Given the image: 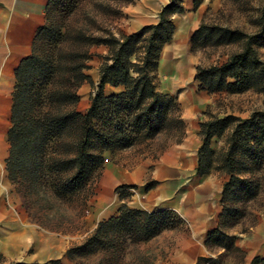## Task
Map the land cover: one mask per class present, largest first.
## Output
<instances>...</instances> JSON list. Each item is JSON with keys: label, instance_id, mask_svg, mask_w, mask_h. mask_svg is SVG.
<instances>
[{"label": "trees", "instance_id": "trees-1", "mask_svg": "<svg viewBox=\"0 0 264 264\" xmlns=\"http://www.w3.org/2000/svg\"><path fill=\"white\" fill-rule=\"evenodd\" d=\"M132 1L49 0L46 24L37 31L31 54L15 69L7 179L30 220L51 231H76L73 227L86 217L96 196L108 155L115 158L133 153L157 160L186 137L180 103L159 91L156 84L162 51L176 31L174 17L186 12L183 1L170 0L160 11L158 22L133 33L116 34L101 23L99 18L122 15L119 5ZM204 1L193 0L194 10ZM87 5L83 21H74ZM254 24L256 30L247 32L202 21L191 36L192 49L235 50L221 64L197 66L195 81L200 90L209 94H264L260 53L264 49V0ZM94 46H105L107 54L92 53ZM94 56L102 59L97 85L87 73ZM86 83L96 91L82 112L78 110L79 90ZM106 86L120 90L107 94ZM199 137L196 175L219 172L228 179L222 188L218 225L205 242L210 252H223L217 258L199 257L196 264H222L228 257L241 264L246 252L230 231L248 217L252 219L250 227L257 222L258 215L249 205L258 199L263 187L258 174L264 168V109L253 111L248 118L211 116L200 123ZM215 138L223 140L220 148L212 146ZM156 184L148 183L147 189ZM120 196L126 200L132 193ZM185 223L174 210L148 211L124 202L117 215L99 222L81 243L70 246L64 257L77 264H120L132 253L133 264H154L139 245ZM251 264H264V257H255Z\"/></svg>", "mask_w": 264, "mask_h": 264}, {"label": "rangeland", "instance_id": "rangeland-1", "mask_svg": "<svg viewBox=\"0 0 264 264\" xmlns=\"http://www.w3.org/2000/svg\"><path fill=\"white\" fill-rule=\"evenodd\" d=\"M167 1L169 0H164L165 3ZM181 1L183 3L188 2V0ZM156 2L157 0H134L131 3H122L119 5L122 15L99 19L102 24L113 28L116 34L127 33L135 26L134 20L139 13L138 9L141 4L144 5L145 11L150 12L152 19H155L154 14L162 6V3L156 5ZM145 3L150 5H145ZM202 5H206L207 8L197 28L202 21H206L211 24L254 32L256 30L254 22L260 14L263 0L239 2L233 0H205ZM88 8L89 5L83 7L75 16L74 21L82 22L84 12ZM192 11L195 12L193 6L190 12ZM191 36L188 45L181 50L178 56L182 57L190 71L180 80L179 84L175 88L170 86L169 76L160 68L156 73L158 89L176 97L183 109L187 125L186 138L183 142L170 146L158 161L153 162L149 159L138 163L134 167L133 162L136 160L133 153L122 154L115 158L108 155L103 175L97 184V196L90 201L91 207L86 217L80 219L79 223L73 227V230H76L73 233L51 231L32 222L26 210L22 207L20 196L8 181L7 172L5 171L4 183L0 186V264H10L12 261L25 263L47 262L57 258H61L63 264H77L64 257L66 250L74 244L81 243L97 226L100 219L111 214H118L119 208L124 202L132 208L149 210L169 208L180 214L186 222L176 229L166 230L161 235L139 245V250L149 253L154 259V264H196L199 256L208 257L212 254L217 258L218 254L223 252H210L205 242L208 233L218 225L223 208L221 202L222 188L228 176L219 172H213L203 177L196 175L197 163L195 164L194 154L196 152L197 156V150L201 145L199 137L200 123L208 120L211 116L223 117L228 114L248 118L253 111L264 109V94L255 91L236 94H209L200 90L198 82L195 81L197 66L221 64L227 60L229 53L235 50V47L194 50L191 45ZM103 51V48L98 46L91 49L92 53L101 55L108 52L104 53ZM260 53L264 59V49H261ZM101 63L102 59L98 56H94L89 62L87 73L91 75L95 85L99 82L96 79ZM95 91L96 89H93L88 83L80 88L79 94L84 97L81 100V108L84 107L87 100H90ZM117 91L111 86L105 88L107 94ZM198 100H202L206 105L199 110L192 111L194 108L192 102ZM186 143L189 144L192 151L186 150ZM222 145L223 140L219 138H215L212 142V146L216 149ZM196 158L198 159V157ZM108 171H112L116 175L119 172L130 173L132 176L138 175L137 180L130 183L136 188L121 189L120 187L125 184L121 180L108 183L106 181V172ZM258 177H260L263 184L262 191L258 199L251 203L249 207L261 219H264V168L258 174ZM195 180L208 184L210 196L203 203L194 207L192 205L188 206V201L185 199L176 198L175 186L179 185L183 189L186 184H190ZM152 181H156L157 184L154 188L148 190L147 185ZM126 191L132 193V196L122 200L120 194ZM165 197L168 198L163 200L162 198ZM175 201H178V203L185 202L187 205L177 206L174 204ZM251 223L252 219L248 217L237 228L230 231L232 236L237 237V245H240L241 238L238 235V229H244ZM200 246L203 248L199 249ZM132 255V253L128 255L120 264H133L134 256ZM91 261L87 263H91ZM234 263V259L229 257L222 261V264Z\"/></svg>", "mask_w": 264, "mask_h": 264}, {"label": "crops", "instance_id": "crops-1", "mask_svg": "<svg viewBox=\"0 0 264 264\" xmlns=\"http://www.w3.org/2000/svg\"><path fill=\"white\" fill-rule=\"evenodd\" d=\"M48 2L49 0H0V186L4 183L6 171L4 168L5 160L9 155L10 148L8 142V130L11 126L13 92L16 85L15 69L18 67L23 58L31 54L35 35L38 29L46 24V8ZM169 2L170 0L167 1V3H165L164 0H157L156 5H160V3H162V6L159 7V9H157L156 13L154 14L155 19H152V15L149 14L150 12L148 13L145 11L146 9L144 8V5L141 4L140 8L138 9L139 13L136 15V19L134 20L135 26L126 34L133 33L144 25L158 22L160 11ZM183 4L186 12L174 17L176 31L172 41L165 45L159 64V68L169 76L170 86L174 88L179 84L180 80H182L185 75L190 72L186 62L182 60V57L178 56L181 53V50L185 49L188 45L190 36L197 28V25L200 23L207 8L206 5H201L195 12H190L193 6V1L188 0V2H184ZM145 5L150 4L145 3ZM99 47L103 48L104 53L108 51L105 46ZM99 78L100 75L98 72L96 80L98 81ZM83 86H85V84ZM164 93L167 92L164 91ZM83 98L84 97L81 96V100H83ZM192 103L194 106L192 111L199 110L206 105L202 100L193 101ZM89 105L90 100H87L86 104L84 103V107L81 108L80 101L78 110L84 112L89 107ZM185 147L187 151H192L188 143L185 144ZM194 155V161L196 164L198 162V159L196 158V152ZM134 158L136 161L133 162V167L138 163H142L149 159H151L153 162H156L161 157L157 160H153L152 158H144L142 155H134ZM137 178L138 175L132 176L130 173L126 174L119 172L116 175L112 173V171L106 172V181L108 183L121 180L123 183H125L123 185H130V183H133L135 180H137ZM181 188L182 187H179V185L175 186V194H177L176 198L185 199L188 201V206H198L210 196L208 184L200 180H195L190 184H186L183 189ZM167 196H169V194H167ZM167 198L168 197L162 199L164 200ZM177 203L178 201L174 202V204L177 206H180L181 204L187 205L185 202ZM143 210L155 211L149 209ZM161 210L171 209L166 208ZM115 215L117 214H111L106 218H102L98 221V223ZM246 228V232H244L243 229H238L237 231L238 235L241 237L240 245L238 246H240L246 252V258L241 264H251L252 260L257 256L264 257V219H261L259 216H257L256 224ZM200 248L203 247L200 246L199 249ZM211 256L214 257L212 254Z\"/></svg>", "mask_w": 264, "mask_h": 264}]
</instances>
